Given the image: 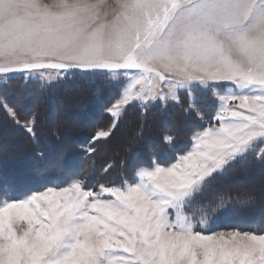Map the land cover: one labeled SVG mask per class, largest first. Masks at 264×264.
Instances as JSON below:
<instances>
[{"label": "snow or ice", "instance_id": "snow-or-ice-1", "mask_svg": "<svg viewBox=\"0 0 264 264\" xmlns=\"http://www.w3.org/2000/svg\"><path fill=\"white\" fill-rule=\"evenodd\" d=\"M15 74L114 86L112 123L93 142L135 104L175 105L198 123L183 144L164 129L168 155L149 146L115 179L113 164L97 174L75 160L36 187L0 179V264H264V225L216 230L255 203L217 179L264 167V0H0V78ZM0 110L33 133L36 114L21 123L2 97Z\"/></svg>", "mask_w": 264, "mask_h": 264}, {"label": "trees", "instance_id": "trees-1", "mask_svg": "<svg viewBox=\"0 0 264 264\" xmlns=\"http://www.w3.org/2000/svg\"><path fill=\"white\" fill-rule=\"evenodd\" d=\"M17 80H9V85L0 89V97L6 98L16 108L22 118L21 123L23 118L36 114L35 127L31 135L0 110V126L15 137L11 144L2 146L0 143V179L14 181L21 188L58 181L61 164L73 160L87 171L97 174L106 165L113 164L115 166L108 172L107 178L115 179L121 171V161L131 162L135 156L147 155L149 146L155 148L162 158L168 155L160 144L164 129H171L177 135L178 142L183 144L188 127L198 123L194 115L183 114L175 105L164 108L154 104L145 110L135 104L127 108L110 138L93 142V132L97 128H107L112 123L109 115L103 111V107L116 97L108 84L80 76L73 81L40 89L35 80ZM69 112L80 119L79 123L71 125L67 122ZM125 139L127 143L120 145ZM89 147L96 149L94 155L86 151ZM126 150H130V154ZM262 170L264 167L256 162H241L234 165L224 177L217 179L216 187L220 191L232 196L247 194L255 197L253 205L232 210L235 214L243 213L247 214V218L251 217L249 224L242 222L241 214L231 215L228 220L227 213L223 220L218 221L221 228H257L264 225L262 220L253 221L264 213V185L255 187L251 192L244 190L247 188L245 185L222 188L225 184L236 182L245 173H251V178L256 179Z\"/></svg>", "mask_w": 264, "mask_h": 264}, {"label": "rangeland", "instance_id": "rangeland-1", "mask_svg": "<svg viewBox=\"0 0 264 264\" xmlns=\"http://www.w3.org/2000/svg\"><path fill=\"white\" fill-rule=\"evenodd\" d=\"M44 2L45 3H53L54 0H44ZM108 2L109 3H112V2H114V0H108ZM52 75H54V73ZM80 76H82V75L72 76V77H70V78H68L66 80H60L59 82L51 83L50 86L47 85V84H43V81H41L39 79H32V80H35V82L37 84H39V88L40 89H43V88H45V86L52 87V86L57 85V84H59L61 82H64V81H73L75 78L80 77ZM84 77H85L86 80L92 79V81L99 82V83H104V81L102 79H97L95 77H88V76H84ZM15 78H18L17 81H19V78L21 80L23 78L24 81H28L21 74H15V75L12 76L11 79L0 78V89H3L5 87H7L9 85V80H13ZM5 79H6V83H5ZM42 84H43V86H42ZM109 87H110L111 90L113 89L112 90L113 92H115V93L117 92V89L114 86H109ZM138 105L139 106H142L140 104H138ZM69 113H68V121L67 122L69 124H71V125H76L77 123H79L80 119L79 118H76V117H73V114L72 113L69 114ZM28 119H31V116L28 117ZM48 123H50V122H48ZM162 124H165V121H162ZM32 134L33 133H31V135ZM14 138L15 137H14V134L13 133H11L8 129H5V128L3 129L2 126H0V143H1L2 146L3 145H6V144H11V142L14 140ZM125 141H127V140L125 139L124 141H122L120 143V145H125L124 143H127ZM259 147L260 148H264V145H259ZM240 185H245V187H247V188H244V190L245 191H248V192H251V190L255 189V187L257 188L260 185H264V170H262V172L260 173V176H258V177L256 176V179H252L251 178V173H245V174L241 175L239 178H237V181L236 182H234L232 184H229V185L228 184H225V185L222 186V188L235 187V186H240ZM231 212H232V214H231ZM240 214L242 215V217H241V219L243 220L242 222L249 224V222L252 221L251 220V217L250 218H247V214H243V213L235 214V213H233V211H230L227 214L228 220H230L229 219V216H231V215L232 216H237V215H240ZM224 218H225V216L221 217L222 220ZM261 220L264 221V213H263L262 216L259 215V217L257 216V217H255L253 219V221H261ZM222 226H224V224ZM230 228H231L230 226L229 227H223V228L219 227L216 230H225L226 231V230H230ZM257 228H259V227H257ZM245 230H247V227L245 228Z\"/></svg>", "mask_w": 264, "mask_h": 264}]
</instances>
